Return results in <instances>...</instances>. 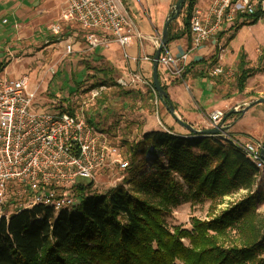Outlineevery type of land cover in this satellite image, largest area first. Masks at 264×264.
Instances as JSON below:
<instances>
[{
	"label": "trees",
	"instance_id": "16d2710c",
	"mask_svg": "<svg viewBox=\"0 0 264 264\" xmlns=\"http://www.w3.org/2000/svg\"><path fill=\"white\" fill-rule=\"evenodd\" d=\"M192 5V0H185L183 5L185 30ZM259 14L258 10L246 16L245 24L236 28L256 24ZM184 34H172L170 25L168 43ZM262 58L264 47L258 60ZM246 64L244 54H240L238 92H243L246 80L257 72L245 68ZM4 68L0 64V71ZM96 69L102 79H110L120 87L110 69ZM120 92L131 106L153 99L150 91L142 94L122 87ZM160 103L163 108L164 104H172L168 96L164 104ZM60 109L68 114L74 110L68 105ZM88 122L103 132L100 121L89 116ZM186 133L175 134L169 128L152 130L128 145L130 170H139V160L153 170L147 177L132 175L126 180L132 192L120 185L92 195V183L80 184L70 210L54 213L51 208L35 205L0 217V264H264V221L256 212L257 202L262 201L260 194L248 195L208 221L191 218L190 231L166 228L163 214L179 204L180 183L193 197L215 202L239 190H251L257 174L230 143ZM141 193L146 198H141ZM231 229H236L238 238L225 245Z\"/></svg>",
	"mask_w": 264,
	"mask_h": 264
},
{
	"label": "built area",
	"instance_id": "2783aa9c",
	"mask_svg": "<svg viewBox=\"0 0 264 264\" xmlns=\"http://www.w3.org/2000/svg\"><path fill=\"white\" fill-rule=\"evenodd\" d=\"M63 5V22L78 24L89 50L116 44L127 59L126 47L145 39L136 31L119 0H64ZM258 10V20H264V0H212L203 9L192 8L188 20L190 48L179 56L164 49L158 58V67L168 78L182 81L191 51L212 41L222 52L218 35L232 26L238 16L243 18ZM48 30L58 35L62 29L60 25H51ZM159 41L160 38L152 41L155 48ZM63 43L65 54L72 53L70 42ZM144 60L152 62V57ZM208 75L227 81L233 73L216 65L208 69ZM117 84L150 91L151 104L157 113L161 103L150 80L132 73L128 82L118 80ZM100 92L93 93L92 97ZM35 96L36 91L30 90L26 77L0 75V217L7 218L10 213L35 205L51 208L54 213L70 210L76 202L79 179L94 184L97 174L124 173L130 166L126 152L108 135L91 126L82 110L74 109L72 114L61 110L39 112L33 104ZM206 119L208 129H217L223 112L213 110ZM213 137L230 143L257 171L264 172L260 144L233 140L225 130ZM116 185L117 181H113L109 187L113 189ZM6 208L12 211L7 212Z\"/></svg>",
	"mask_w": 264,
	"mask_h": 264
},
{
	"label": "rangeland",
	"instance_id": "374dc122",
	"mask_svg": "<svg viewBox=\"0 0 264 264\" xmlns=\"http://www.w3.org/2000/svg\"><path fill=\"white\" fill-rule=\"evenodd\" d=\"M40 1L38 0V2ZM175 1L173 0L172 5ZM27 2L28 0H15V3L13 2L15 10L20 7L21 11L17 12L14 10L8 12L9 14L6 12V14H0V64H3L5 67L0 71V75L16 79L22 76L26 77L30 90L36 91L33 104L38 107L39 112L49 113L54 110H61L60 107L68 105L74 109L82 110L86 118L90 116L95 121H100L99 129L105 132L113 143L126 152L130 166L124 173L114 172L110 174L103 172L100 175L97 174L96 183H92L93 185L89 189V194L106 193L111 189L109 185L113 181H117V185L114 188L124 185L125 189L132 192L131 185L130 183H126V180L131 179L132 175L138 177L143 174L147 177L153 173V170L150 169L149 171V165L144 163V161L142 162V160L138 161V166L140 167L138 171V168L134 170L135 167L130 170L132 165L127 147L129 144L139 140L138 138L144 127L149 130L157 128L160 131H167L168 126L164 124V117L168 116L167 111L161 105L156 113L151 102H146L145 99L142 102L138 101V104L135 106H131L130 101H125L121 97V86L118 87L115 83L110 82V79H102L100 72L96 68L90 70L89 63L82 60L78 61L77 58L72 56V53L65 54L63 49L64 43L62 45H59V43L68 40L69 35L66 33L67 30L65 28L67 26L71 29L69 34H72V32L77 33L76 41L81 42L83 47L86 44L83 38L84 32L75 21L63 22L62 13L64 5L60 11L58 20H54L45 27L40 28L39 26H29L26 23L27 12L25 5ZM123 7L125 9L124 5ZM181 15H183V10L180 12L178 18ZM10 17L14 20L11 22L12 25L9 22ZM244 18L238 16L237 20H235L232 26L228 27L226 32L223 31L218 35V38H222L221 43L223 45L232 37L234 32L241 28L236 27H239L243 23L245 24ZM4 20L6 22H3ZM175 21L172 23H175ZM51 25L61 26L62 30L58 35H53L48 30ZM10 26L11 28H8ZM230 28L233 30L227 33ZM263 42L264 20H257L256 25L249 26L246 24L245 27H242L237 37L231 42L230 47H227L223 56L224 63H228L233 58L235 53L232 51L240 49L234 64L223 65L221 63V55L224 52L218 49L213 58L214 60L210 57L202 63L207 67V71H203L204 76L216 80V84L221 86L219 93L226 100L221 111L223 112V119L225 118V126H227L225 130L227 136L233 140H250L261 146L264 142L263 133L253 138L246 134V132L259 131L262 125L261 115L264 113V104H256L244 113L242 111L252 102L261 98L264 99V59L258 60L264 47ZM70 44L73 45L71 42ZM223 45H221V48L224 50ZM240 54H244L245 56V61L247 62L245 68L257 71L246 80L243 92H238L236 86L237 65ZM207 63L209 65L206 66ZM216 65L229 69L233 73V76L227 81L209 76L208 69ZM100 88L103 89L100 90ZM182 88L184 89V87ZM98 91L101 92L93 98L92 94ZM143 106L145 108H142ZM243 116L244 118L242 119ZM184 132L186 133L185 130ZM160 158H163V156ZM121 177L122 180L119 182V178ZM253 179L254 182L251 190H239L215 202L202 197H193L192 192L188 191L187 186L179 182L182 185V190L177 197L179 204L169 208L168 212L163 214L166 228L170 231H173L175 228L190 231L191 218L195 217L202 221H208L252 193L262 196V201L257 202L256 212L264 221V172L257 171ZM79 182L80 184L89 183L88 180L83 179H79ZM139 196L146 198L143 193L139 194ZM8 209L6 208L5 211L9 212L10 209ZM228 234V238L225 239L227 240L225 245L235 242L234 240L238 238L236 229L229 230ZM182 242L184 245H187L186 240H182Z\"/></svg>",
	"mask_w": 264,
	"mask_h": 264
},
{
	"label": "crops",
	"instance_id": "0c3cea01",
	"mask_svg": "<svg viewBox=\"0 0 264 264\" xmlns=\"http://www.w3.org/2000/svg\"><path fill=\"white\" fill-rule=\"evenodd\" d=\"M120 1H122L121 3L125 6V10L129 14L134 28L136 31L140 32L145 39L143 41L134 42L130 46L126 47L125 51L128 58L125 59L123 57L122 49L116 44H110L107 48H97L94 50H89L87 46L83 47L81 42L76 41L77 33L72 32V34H69L71 29L67 26L65 28L67 30L66 33L69 35L68 42L73 44L71 45L73 51L72 56L77 58L78 61L82 60L89 63L90 68L104 67L110 69L113 72V78L116 83L118 80L128 82L132 73H138L147 80H150L152 65L150 61L144 60V58H151L153 56L155 47L152 44V41L160 38L163 22L171 10L173 0ZM192 1V8L199 9L207 7L212 2V0ZM13 2L15 3V0H0V14L5 12L9 14L8 12L14 11L15 4ZM27 4L25 5V10L27 12L25 18L26 23L29 26L33 25L41 28L45 27L54 20H58L64 0H41L40 2H38V0H28ZM17 6H19V4H17ZM15 11H21V8L19 7ZM181 16L176 19L175 23L170 24L171 33L185 32V34L180 38L169 42L166 46V49L175 56L183 54L190 48L191 45L189 30L184 29V13ZM13 21V18L10 17V24ZM242 27H245V25L241 26V28ZM8 28H11V26ZM241 28L232 34V39L229 42L226 41L225 45L221 43L222 38H218L219 44L224 47V53L221 55V63L225 66L234 64L240 51V49L232 51L235 53L233 58L228 63H224L223 56L226 49L227 47H230L231 42L237 37ZM227 30L228 27L226 28V31ZM232 30L233 29L230 28L227 33H230ZM46 41L48 42V40ZM49 42L51 43V41ZM62 44L63 42L59 43V45ZM217 45V43H213L212 41L206 42L198 49L189 53L187 68L182 81L168 78L158 67L160 84L164 86L165 92L169 101L173 105L176 115L180 118V120L192 125L198 130L208 129L206 119L207 114L210 113L211 110H221L226 101L223 99L222 94L219 93L221 86L216 84V80L206 78L203 74V71H207V67H205L202 63L216 54ZM133 58L136 60H132ZM207 62L209 63V61ZM208 63L206 66L209 65ZM182 87H184V89ZM130 89L140 90L142 94L146 93V91L140 86H133L130 87ZM243 118L244 116L242 119ZM261 120L262 125L260 126L259 131H248L246 134L252 136L253 138L258 137L259 134H264V113L261 115ZM164 124H166L168 126L167 128L171 129V131L175 134H186L184 129L179 127L170 115L164 117ZM154 130L159 129L156 128ZM149 131L152 130L144 127L140 136Z\"/></svg>",
	"mask_w": 264,
	"mask_h": 264
},
{
	"label": "water",
	"instance_id": "95a60500",
	"mask_svg": "<svg viewBox=\"0 0 264 264\" xmlns=\"http://www.w3.org/2000/svg\"><path fill=\"white\" fill-rule=\"evenodd\" d=\"M185 0H176L175 3L172 5L171 10L169 11V14L167 15L166 19L163 22L161 32H160V41L155 48L154 54L152 56V62H151V84L153 86L154 91L157 94V97L159 101H161L163 104L165 102V98L167 96L166 92L162 88V85L160 84L159 81V75H158V58L160 56V53L166 48L168 44V28L170 24L176 20L180 14V12L183 9ZM264 104V99H258L251 104H249L243 111L244 113L247 109L250 107L256 105V104ZM165 109L170 115V117L173 119V121L182 129H184L186 132L191 133L194 137H213L214 135L218 134L219 132H223L224 130L227 129V126L224 125V119H222V122L220 126L217 129H203V130H198L195 129L192 125L187 124L180 120V118L176 115L174 108L172 104H164ZM264 142L261 147V156L264 157Z\"/></svg>",
	"mask_w": 264,
	"mask_h": 264
}]
</instances>
